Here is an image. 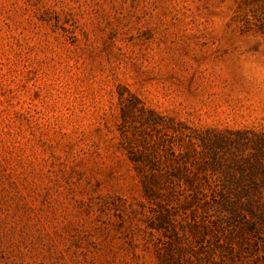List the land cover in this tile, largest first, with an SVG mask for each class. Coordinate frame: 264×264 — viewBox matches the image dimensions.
<instances>
[{
  "label": "rangeland",
  "instance_id": "1",
  "mask_svg": "<svg viewBox=\"0 0 264 264\" xmlns=\"http://www.w3.org/2000/svg\"><path fill=\"white\" fill-rule=\"evenodd\" d=\"M217 133L264 136V0H0V264H180L176 169Z\"/></svg>",
  "mask_w": 264,
  "mask_h": 264
},
{
  "label": "trees",
  "instance_id": "2",
  "mask_svg": "<svg viewBox=\"0 0 264 264\" xmlns=\"http://www.w3.org/2000/svg\"><path fill=\"white\" fill-rule=\"evenodd\" d=\"M244 134L243 131H236L239 137ZM196 138L202 150H194L201 158L191 164L190 168L186 162L187 155L183 156L176 171L182 173L187 182H175L172 186V189L177 187L182 192L183 199L180 200L179 208L186 221L183 237L187 239V244L186 241L181 242L178 261L184 264L180 255L189 249L198 261L199 254H203L201 258L208 264H253L256 262L253 251L257 238L264 233V136L248 142L227 138L220 133L214 137ZM232 145L243 149L252 148L248 157L237 161L241 179H236L238 181L232 184L210 181L214 176L221 177L219 174L228 179L235 175L225 171L224 167L222 171L217 168L224 161L219 156V150H230ZM139 172L143 176L142 168ZM161 176V172H156L142 179L148 198L155 199L156 194L162 190ZM149 179L155 184H150ZM155 217L156 223L152 228L161 229L166 223H170L169 227L173 228L169 216L163 211L159 210ZM227 226H233L234 229L229 231ZM191 237L198 239V248L192 245Z\"/></svg>",
  "mask_w": 264,
  "mask_h": 264
}]
</instances>
